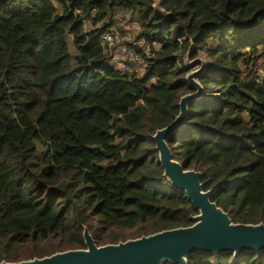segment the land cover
Here are the masks:
<instances>
[{"label": "trees", "instance_id": "obj_1", "mask_svg": "<svg viewBox=\"0 0 264 264\" xmlns=\"http://www.w3.org/2000/svg\"><path fill=\"white\" fill-rule=\"evenodd\" d=\"M160 1L168 19L154 0H0V263L86 249V228L102 247L195 224L152 139L194 92L191 48L204 96L167 139L174 160L233 223H264V0ZM120 11L138 26L139 75L107 61Z\"/></svg>", "mask_w": 264, "mask_h": 264}, {"label": "water", "instance_id": "obj_2", "mask_svg": "<svg viewBox=\"0 0 264 264\" xmlns=\"http://www.w3.org/2000/svg\"><path fill=\"white\" fill-rule=\"evenodd\" d=\"M154 2L155 13L168 19L170 13L162 9L161 1ZM191 50L192 48L186 56L185 64L192 70L186 80L194 92L181 98L179 115L168 127L158 130L152 139L164 169V178L175 189L185 193L199 212L193 218L195 224L188 228L163 231L102 247L95 244L86 228V249L22 262L3 261L0 264H189L188 259L197 254L216 257L233 254L236 262L245 253L264 252V223H233L229 214L211 201L212 192L204 191L202 173L184 169L181 163L174 160L167 142V139L185 124L190 104L204 96V89L198 78L205 72L207 62L201 58L191 61Z\"/></svg>", "mask_w": 264, "mask_h": 264}, {"label": "built area", "instance_id": "obj_3", "mask_svg": "<svg viewBox=\"0 0 264 264\" xmlns=\"http://www.w3.org/2000/svg\"><path fill=\"white\" fill-rule=\"evenodd\" d=\"M102 44L109 53L108 63L119 71L139 75L144 69V60L137 55L133 47L127 46L115 31L105 34Z\"/></svg>", "mask_w": 264, "mask_h": 264}, {"label": "rangeland", "instance_id": "obj_4", "mask_svg": "<svg viewBox=\"0 0 264 264\" xmlns=\"http://www.w3.org/2000/svg\"><path fill=\"white\" fill-rule=\"evenodd\" d=\"M114 23L115 24L113 26L112 31L118 33L122 37L123 42L126 43L127 46H129L128 43L136 42L135 35L137 33L136 31L138 30V26L131 13L123 12V11L118 12L117 16L114 19ZM134 50H136V48H134ZM200 58L206 61L203 55H201ZM198 68L199 67H196V69ZM128 235L132 237V233H128ZM130 240H135V239H130Z\"/></svg>", "mask_w": 264, "mask_h": 264}]
</instances>
